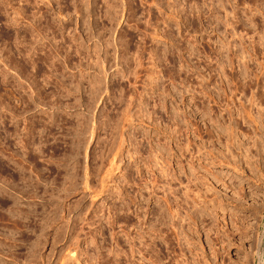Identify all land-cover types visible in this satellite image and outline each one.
Returning a JSON list of instances; mask_svg holds the SVG:
<instances>
[{
    "label": "rangeland",
    "instance_id": "rangeland-1",
    "mask_svg": "<svg viewBox=\"0 0 264 264\" xmlns=\"http://www.w3.org/2000/svg\"><path fill=\"white\" fill-rule=\"evenodd\" d=\"M263 62L264 0H0V264H264Z\"/></svg>",
    "mask_w": 264,
    "mask_h": 264
},
{
    "label": "bare ground",
    "instance_id": "bare-ground-1",
    "mask_svg": "<svg viewBox=\"0 0 264 264\" xmlns=\"http://www.w3.org/2000/svg\"><path fill=\"white\" fill-rule=\"evenodd\" d=\"M233 20H234V19H233ZM233 28H234V27H233ZM237 28H238V26H237ZM237 28H234V30H233V31H235V32H234L235 36H237V35L239 34V32H240ZM238 31H239V32H238ZM246 34H247V33H246ZM240 35H241V34H240ZM235 39H236V40H235V43H234L235 48H236V49H234V51H235V53H234V54H235V57H236V58H238V57L241 58V56H242V58H241L242 60L239 59V60H240L239 62L243 61V62H241V63L243 64V66H244L243 68H245L246 71H245L244 69H242V68H241V69L244 70V71L246 72L245 74H248V75H249V74L251 73V71H252V70H250V68H251V64H250V63L253 62V60H254V55L256 54L255 52H256V50L258 49V48H256L257 45H255V47H254V45H252V44L249 43V42H250L249 39H247V40L245 39V41L243 42V46L241 45L242 48H241V51H240V49H239L240 46L238 47V45H237V44L239 43V42H237L238 38L236 37ZM239 40H240V39H239ZM252 41H253V40H252ZM250 47H253L252 51L250 50V49H251ZM254 48H256V50H254ZM240 52H241V53H240ZM259 57H260V56H259ZM255 58H256V57H255ZM252 59H253V60H252ZM235 60H236V59H235ZM255 60H256V59H255ZM232 61H233V60H232ZM254 62H255V61H254ZM261 62H262V61H261ZM263 63H264V62H263ZM263 63H262V64H263ZM256 64H257V63H256ZM233 65H234V66H233L234 71H233V76H232V77H233V82H234L233 84L235 85L234 89H235V91H236V90L240 91V90H239V86H242V85H243L242 82H241L242 85H240V84H239L240 79L238 80V74L241 75V74H240L241 72H238L237 69H238L240 66H239V64H237L236 62H234ZM263 65H264V64H263ZM260 66H261V63H260ZM237 67H238V68H237ZM253 68H254V67H253ZM255 68H256V67H255ZM260 68H261V67H260ZM260 68H259V69H260ZM239 70H240V69H239ZM242 70H241V71H242ZM256 70H257V69H256ZM248 71H249L250 73H249ZM261 71H262V70H261ZM247 72H248V73H247ZM259 72H260V71H259ZM256 73H258V72H256ZM256 73H255V74H256ZM245 74H244V75H245ZM251 74H252V73H251ZM251 74H250V75H251ZM253 74H254V73H253ZM242 75H243V74H242ZM261 75H262V74H261ZM255 76H257V75H255ZM255 76H254V77H255ZM258 76H260V74H258ZM258 76H257V78H260V77H258ZM239 77H240V76H239ZM247 77H248V76H247ZM249 77H250V76H249ZM243 78H244V77H243ZM257 78H253V79L255 80V79H257ZM261 78H262V76H261ZM248 79H249V78H248ZM251 79H252V78H250V80H251ZM250 80H249V82H251ZM243 82H244V81H243ZM249 82H248L247 79H246L245 87L242 86V88L244 87V88H243L244 90H245L246 87H247L246 89L249 88V85H250ZM252 82H253V81H252ZM248 83H249V84H248ZM252 84H253V83H251V85H252ZM261 84H262V83H261ZM238 85H239V86H238ZM263 85H264V84H263ZM263 85H262V86H263ZM252 86H253V85H252ZM250 87H251V86H250ZM255 87H256V85H255ZM240 89H241V88H240ZM238 91H237V92H238ZM240 92H241V91H240ZM240 92H239V93H240ZM242 92H243V91H242ZM231 94H232V93H231ZM243 94H244V93H243ZM250 94H251V93H250ZM261 95H262V94H261ZM236 97H237V96H236ZM236 100H237V99H236ZM236 102H237V101H236ZM259 102H260V101H259ZM227 103H228V102H227ZM232 103H233V102H232ZM255 104H256V103H255ZM249 105H250V104H249ZM218 106H219V105H218ZM226 107H227V106H226ZM239 107H240V106H239ZM241 107H242V106H241ZM250 108H251V107H250ZM232 109H233V108H232ZM222 110H223V109H222ZM243 110H244V109H243ZM227 111H228V110H227ZM221 113H222V111H221ZM251 113H252V111H251ZM228 114H229V113H228ZM249 116H250V115H249ZM228 117H229V116H228ZM247 119H248V118H247ZM237 120H238V119H237ZM248 120H249V119H248ZM251 122H252V121H251ZM229 132H230V131H229ZM206 133H207V132H206ZM203 143H204V142H203Z\"/></svg>",
    "mask_w": 264,
    "mask_h": 264
}]
</instances>
